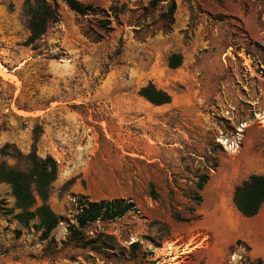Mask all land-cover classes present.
I'll list each match as a JSON object with an SVG mask.
<instances>
[{"label":"rangeland","instance_id":"1","mask_svg":"<svg viewBox=\"0 0 264 264\" xmlns=\"http://www.w3.org/2000/svg\"><path fill=\"white\" fill-rule=\"evenodd\" d=\"M25 1L0 0V150L57 160L65 220L81 197L135 208L80 230L84 245L67 221L45 240L0 182V264H258L229 224L236 187L264 175V0H79L85 15L48 0L60 19L30 46ZM150 82L172 103L140 96Z\"/></svg>","mask_w":264,"mask_h":264},{"label":"trees","instance_id":"2","mask_svg":"<svg viewBox=\"0 0 264 264\" xmlns=\"http://www.w3.org/2000/svg\"><path fill=\"white\" fill-rule=\"evenodd\" d=\"M64 2L79 15H85L93 10L92 6L84 5L79 0H64ZM175 8L174 3L172 11ZM25 9L30 30L27 45L30 46L37 43L47 33L50 25L59 21L60 11L57 3L48 0H26ZM182 64V54L173 53L170 56L169 68L178 69ZM139 94L155 106L168 105L173 100L170 93L158 88L152 82L142 87ZM0 155L12 158L24 165V168H16L10 166L5 159L0 160V182L11 187L16 208L19 210L15 216L16 219L24 225H29L32 220L38 219L42 231L41 237L45 240L60 223L67 221L72 240L76 244L84 245L80 230L99 220L122 218L135 208L134 203L124 199L90 201L81 197L76 201L77 213L73 219L75 222L65 220L49 204L52 186L59 173L57 160L52 155L44 158L39 156L35 147L30 153L24 154L13 144L3 146ZM207 179V176L202 177L198 185L199 190L204 188ZM152 195L156 198L154 186H152ZM233 201L243 216L251 218L258 215L264 205V175L253 174L237 186ZM258 264H262V261L259 260Z\"/></svg>","mask_w":264,"mask_h":264},{"label":"crops","instance_id":"3","mask_svg":"<svg viewBox=\"0 0 264 264\" xmlns=\"http://www.w3.org/2000/svg\"><path fill=\"white\" fill-rule=\"evenodd\" d=\"M243 218H238L236 222L229 224L231 228V241L243 239L249 242L251 248V255L253 257L261 259L264 264V205L258 215L255 217L247 218L242 215ZM254 222V227L245 231V225Z\"/></svg>","mask_w":264,"mask_h":264},{"label":"built area","instance_id":"4","mask_svg":"<svg viewBox=\"0 0 264 264\" xmlns=\"http://www.w3.org/2000/svg\"><path fill=\"white\" fill-rule=\"evenodd\" d=\"M234 257H235V256H234ZM234 257H233V258H234Z\"/></svg>","mask_w":264,"mask_h":264}]
</instances>
